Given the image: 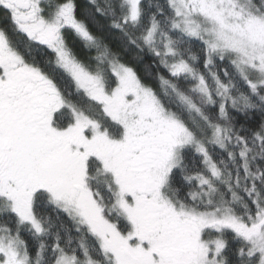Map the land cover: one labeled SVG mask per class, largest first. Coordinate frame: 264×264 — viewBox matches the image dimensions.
<instances>
[{"label": "snow or ice", "instance_id": "obj_1", "mask_svg": "<svg viewBox=\"0 0 264 264\" xmlns=\"http://www.w3.org/2000/svg\"><path fill=\"white\" fill-rule=\"evenodd\" d=\"M89 2L0 0V264H264V0Z\"/></svg>", "mask_w": 264, "mask_h": 264}, {"label": "trees", "instance_id": "obj_2", "mask_svg": "<svg viewBox=\"0 0 264 264\" xmlns=\"http://www.w3.org/2000/svg\"><path fill=\"white\" fill-rule=\"evenodd\" d=\"M76 4H77V15L84 17V15L88 12H94V9L91 5V3L89 2V0H76ZM97 20L99 21L100 25H104V30L100 31L98 30V26L96 24H92L90 23L89 26L91 28V30L96 33L97 35H101L105 37V41L106 43L110 44L114 49L116 48V42L118 39L119 34L118 33H109L107 30V21L101 17H97ZM75 41V38L69 34V44L72 45ZM81 45L79 44L78 41H75V50L77 51L78 55H81L83 58V55L81 53ZM94 54V53H92ZM36 58L38 60H43L47 57L48 53H46L43 50H37L35 52ZM134 55V53L130 54L129 56H126L125 59L128 60L130 59V56ZM142 61L143 62H135L134 63V67L136 68L138 74L141 76L142 79H145L146 82L149 83H153V80H151L149 78V73H151L153 76L156 73V71L158 70L155 67V61L153 60V58L150 55H145L142 57ZM241 119V123L244 122L243 117L240 118ZM261 119L259 113L257 112L255 114L254 117V123H258L259 120ZM53 215H55V213H52ZM63 218V217H62ZM69 226H70V222H69ZM27 238V237H26Z\"/></svg>", "mask_w": 264, "mask_h": 264}, {"label": "flooded vegetation", "instance_id": "obj_3", "mask_svg": "<svg viewBox=\"0 0 264 264\" xmlns=\"http://www.w3.org/2000/svg\"><path fill=\"white\" fill-rule=\"evenodd\" d=\"M0 24H2L4 26H7L8 25V21L5 20L2 15H0Z\"/></svg>", "mask_w": 264, "mask_h": 264}]
</instances>
